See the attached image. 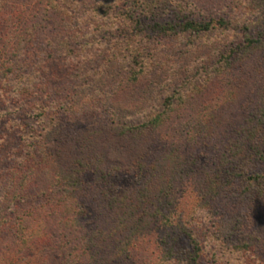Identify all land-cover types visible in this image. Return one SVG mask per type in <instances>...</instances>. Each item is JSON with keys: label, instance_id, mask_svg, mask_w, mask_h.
<instances>
[{"label": "rangeland", "instance_id": "374dc122", "mask_svg": "<svg viewBox=\"0 0 264 264\" xmlns=\"http://www.w3.org/2000/svg\"><path fill=\"white\" fill-rule=\"evenodd\" d=\"M36 6L24 10L34 21L42 19L40 54L29 58L28 72L36 75L39 62L43 67L37 81L14 77L15 91L0 117L1 221L30 210L49 217L38 229L45 241L23 250L24 262L68 264L75 251L69 239L82 247L79 264H190L193 235L201 264H264V0H80L73 5L76 25L88 27L79 30L85 46L72 43L84 51L73 55L58 42L65 32L61 16ZM129 8L136 18L130 31L117 19ZM222 18L228 25L209 32L165 35L154 28L158 22ZM169 96L176 103L162 126L123 133L125 125L164 111ZM256 125L261 131L252 142ZM90 156H99L103 168H130L109 183L115 193L142 190L139 170L150 171L151 163L175 168L171 196L140 197L137 247L123 250L133 223L116 229L124 216L111 213L98 192L94 200H82L91 210L81 214L84 229L75 234L58 225L54 208L46 211L47 200L37 195L54 186L63 162ZM24 193V199L7 197ZM4 227L0 260L14 240Z\"/></svg>", "mask_w": 264, "mask_h": 264}, {"label": "trees", "instance_id": "16d2710c", "mask_svg": "<svg viewBox=\"0 0 264 264\" xmlns=\"http://www.w3.org/2000/svg\"><path fill=\"white\" fill-rule=\"evenodd\" d=\"M112 1V0H109ZM80 0H31L29 5L32 7L38 5H46L47 11L53 9L58 15L61 16L63 20L62 25L65 27V32L58 36V42L65 49H69L71 52H76V54L84 51V48L74 50L72 43L80 44L79 38H83V32H79L80 29L88 26H77L79 19L74 15V10L76 7L73 5L78 4ZM29 5H16L12 0H0V117L4 113L3 106L6 105L7 99H9L10 91H15L14 84L12 81L15 80L14 77L21 78L25 80L24 77L31 78L30 80L37 81L38 75L40 74V69L42 65L40 62L37 63L35 69L36 75L32 76L28 71L30 70L29 58L33 59L31 56H37L40 54L38 46V37L40 30L42 29V19L39 18L38 21H34L33 17L25 16L24 10L29 7ZM37 7V6H36ZM73 14V15H72ZM119 24L118 27H123L127 25L128 31H130V20L136 21L134 18V12L131 9H127L122 18H117ZM75 23V25H74ZM218 24L221 26H227L228 23L225 19L211 20V21H197L194 19H186L179 25L172 23H156L154 28L160 31L162 34L170 35L176 34L179 31L184 32H209L213 30ZM124 28V27H123ZM124 28V30H125ZM132 28V27H131ZM138 36L140 34L131 33L130 36ZM60 37V39H59ZM260 42L259 38L256 40ZM57 42V41H56ZM85 46V45H84ZM71 55H73L71 53ZM35 59V58H34ZM28 72L26 74V72ZM135 80H138V74H133ZM21 80V81H22ZM23 90V89H22ZM20 89V91H22ZM175 97L169 96L166 99L164 111L157 114L149 113V115L144 116L145 121L143 124L125 125L123 133H140L144 131L156 130L163 125L167 112L173 110L175 105ZM250 135L253 138L250 139L252 142H256V136L259 135L260 126L256 125V128L250 129ZM257 152H260V148L255 146ZM240 154V151H238ZM262 153V152H261ZM240 156V155H238ZM49 159V158H48ZM50 160V159H49ZM48 162V161H47ZM44 162L45 165L49 163ZM61 166V171L57 176V182L53 184H48L46 187L41 188L40 192L37 191V195H42L48 202L45 208L51 210L54 208L55 214L58 215L57 221L58 225L69 232V234H75L84 229V225L80 221L79 217L82 213H90L91 206L83 202L82 200L93 199L96 192L102 198V201L108 204V210L113 214H121L124 218H120L119 223L117 222V228L121 229L122 225L131 221L133 224L131 226L133 229L129 228L131 233L129 237L126 238V243L123 245V250H130L129 247H137L142 236V222L143 220H138L136 212L143 206L140 202V197L145 198L150 195H155L159 199L163 197L171 196L176 189V170L171 165L168 167L159 168L155 164L151 163L148 170H139V175L143 174L145 178L143 189H123L114 190L109 188V183L112 179L121 177L124 174H128V169L115 165L112 168H103V160L97 156L93 158L90 156L89 159L77 158L74 162H63ZM134 166V165H133ZM135 167V166H134ZM94 169V170H92ZM145 175H144V173ZM179 172V171H178ZM91 173H95L97 177H90ZM258 178L259 174H255ZM101 181L104 182L101 184ZM93 183H98L97 188H94ZM24 181L22 182V187H26ZM23 188V190H24ZM58 188L56 191L55 189ZM26 189V188H25ZM59 190V191H58ZM56 192H58L57 198L55 199V205L51 201L55 198ZM73 193L80 197L79 200L73 201ZM17 196L8 195L7 197L14 200L24 199L29 196V193L16 194ZM72 195V196H71ZM71 199V200H70ZM43 208V207H42ZM19 218V217H18ZM16 221H1L0 217V227L4 225L5 230H9L13 234L12 250L6 253V255L0 260V264H28L24 262L23 250H30L42 244L45 241V234H42L38 230L41 226H44L48 222V218L44 215L30 210L28 214L21 215ZM51 218V217H50ZM167 223L172 224L173 218L167 217ZM127 225V224H126ZM46 227V226H45ZM125 227V226H124ZM139 230V231H138ZM111 237V235H110ZM192 241L194 242V252L190 258V264H201V246L198 241L192 236ZM65 238V237H64ZM68 240V241H67ZM65 240L71 245V249H74V253L70 254L72 258H68V264H79L81 258L79 253L82 251V247L75 248L72 246L69 239ZM89 246V242L86 243ZM126 247V248H124ZM89 248H86L88 250Z\"/></svg>", "mask_w": 264, "mask_h": 264}]
</instances>
